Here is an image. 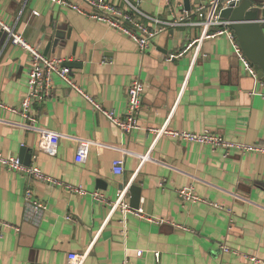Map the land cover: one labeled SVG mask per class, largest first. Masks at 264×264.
<instances>
[{"label":"crops","instance_id":"1","mask_svg":"<svg viewBox=\"0 0 264 264\" xmlns=\"http://www.w3.org/2000/svg\"><path fill=\"white\" fill-rule=\"evenodd\" d=\"M105 1L123 10L129 9L127 1L139 3L141 11L161 21L179 20L185 12L184 0ZM0 16L44 54L56 36L65 39L64 47H51L48 55L81 65L67 66L76 85L119 117L127 114L130 83L138 78L144 84L141 129L126 134L54 77L51 98L35 103L32 112L38 126L62 136L56 156L41 152L39 134L0 106V155L20 159L25 148L33 153L31 166L89 193L100 192L110 203L0 166V220L19 229L4 230L0 264H68L71 253L86 254L84 264H122L125 259L132 264H254L251 257L264 264V156H226L150 131H210L228 141L264 143V87L245 71L226 34L205 36L223 28L208 30L185 20L140 54L119 31L49 0H0ZM29 63V55L7 44L5 36L0 42V104L17 108L22 103ZM79 140L97 144L83 163L76 162ZM117 159L125 162L121 176L112 172ZM135 185L142 196L138 209L158 222L130 215L124 224L121 210L112 209L124 190L131 205ZM190 185L206 202L179 198L178 191ZM28 190L32 202L46 206L44 212L27 202ZM223 246L231 252H223Z\"/></svg>","mask_w":264,"mask_h":264},{"label":"built area","instance_id":"2","mask_svg":"<svg viewBox=\"0 0 264 264\" xmlns=\"http://www.w3.org/2000/svg\"><path fill=\"white\" fill-rule=\"evenodd\" d=\"M240 0H227L222 4L221 0H210L209 2L198 5L196 13L193 16L191 12H184V16L173 21H161L157 18L150 17L141 11L139 3L137 5L131 4L127 1L128 10H123L115 5H112L105 0H49L50 3L69 8L88 19L101 22L110 28L119 31L125 36L129 37L135 42L140 54H144L153 40L163 32L171 28L181 26L183 21L186 20L190 26H201L204 29H211L212 27L223 28L215 33H209L205 36L208 39H214L220 35L226 34L234 48L235 54L244 65L245 71L252 76L256 81H259L264 87L262 79L259 77V72L256 68L252 67L250 62L243 54L234 33L229 27V22L220 18V11L234 2ZM82 5L86 6V9ZM39 16V13H34ZM196 17V19H194ZM153 25V26H152ZM0 31H2L7 37V44L11 43L13 46L22 49L30 57L29 73H28V92L22 103L17 108H8L5 105L0 104L5 109H10L14 113L18 114L25 120V124L22 126L29 130L35 131L40 136L39 150L47 153L50 156H56L58 153V146L62 136L56 132L42 128L37 125V120L32 112V106L35 103H42L51 98L53 94L54 77L60 78L69 87L81 93L87 101L91 104L94 111L100 113L106 117L113 125L117 126L122 132L131 134L135 130L141 129L140 119L143 110V94L144 84L140 79H134L127 91V114L125 117H119L113 110L105 109L98 101L93 97L87 95L82 89H80L73 78L71 77V70L65 66L67 60L56 56L45 55L42 49L31 44L25 39V37L18 33L10 23L6 22L0 16ZM200 44V41H198ZM197 43V41H196ZM195 43L190 44L186 50H189ZM183 54V53H182ZM176 56L171 57L173 59ZM264 99V93L261 94ZM151 133L156 134L158 137L168 136L178 139L188 144H198L201 146H208L214 151H222L226 156L231 153L238 155L247 154H260L264 156V143L263 144H246L240 142L228 141L223 136L210 131H205L201 134H194L188 132L168 131L167 128L156 130L150 129ZM78 151L76 155V162L83 163L92 146H96L88 140L78 141ZM0 166L9 172H16L24 174L29 178L35 179L38 182L52 186L61 187L67 190L70 194L87 196L90 195L95 201L100 203L110 204L105 196L100 192L89 193L83 187L70 185L52 178L43 173L36 166H25L19 158H6L0 155ZM125 171V162L123 159H117L112 163V172L116 176L123 175ZM127 192L124 190L118 195V199L111 203L112 209H120L123 215L124 224H126L127 217L133 215L139 219L147 220L151 223L158 222L145 215L143 209H134L126 200ZM178 196L183 202H206L197 195L193 186H188L178 191ZM27 202L31 203L37 212H44L46 206L38 201H31V192H26ZM211 206L223 210L222 206L211 204ZM70 220V217H68ZM10 228L19 231L17 227H13L0 220V238L4 235V230ZM223 252L230 253L231 249L227 246L222 247ZM142 253L139 252L138 256ZM86 254L79 255L71 253L68 256V264H84ZM159 255H156L158 258ZM251 263H258V259L249 258ZM122 264H132L128 259H125Z\"/></svg>","mask_w":264,"mask_h":264},{"label":"water","instance_id":"3","mask_svg":"<svg viewBox=\"0 0 264 264\" xmlns=\"http://www.w3.org/2000/svg\"><path fill=\"white\" fill-rule=\"evenodd\" d=\"M209 0H196L195 5H201ZM252 0H240L234 2L220 11V18L229 22V27L234 33L237 42L250 62L251 66L259 70V77L264 80V4L255 6ZM185 11H192V0H184ZM6 35L0 31V42ZM70 37V32L68 38ZM65 39L60 36L51 41L45 51L48 55L51 47L57 49L60 45L64 47ZM65 66L71 68H81L78 63L66 62ZM20 159L26 166H31L33 153L22 148ZM131 207L138 209L141 201V189L138 186H132Z\"/></svg>","mask_w":264,"mask_h":264},{"label":"rangeland","instance_id":"4","mask_svg":"<svg viewBox=\"0 0 264 264\" xmlns=\"http://www.w3.org/2000/svg\"><path fill=\"white\" fill-rule=\"evenodd\" d=\"M256 5L255 6H261L264 4V0H252Z\"/></svg>","mask_w":264,"mask_h":264},{"label":"trees","instance_id":"5","mask_svg":"<svg viewBox=\"0 0 264 264\" xmlns=\"http://www.w3.org/2000/svg\"><path fill=\"white\" fill-rule=\"evenodd\" d=\"M222 2V1H221Z\"/></svg>","mask_w":264,"mask_h":264}]
</instances>
